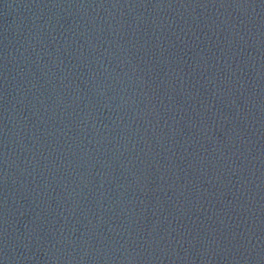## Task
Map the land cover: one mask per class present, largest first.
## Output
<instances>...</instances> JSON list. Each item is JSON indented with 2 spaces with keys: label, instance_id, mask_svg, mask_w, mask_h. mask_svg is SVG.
<instances>
[{
  "label": "water",
  "instance_id": "obj_1",
  "mask_svg": "<svg viewBox=\"0 0 264 264\" xmlns=\"http://www.w3.org/2000/svg\"><path fill=\"white\" fill-rule=\"evenodd\" d=\"M0 264H264V0H0Z\"/></svg>",
  "mask_w": 264,
  "mask_h": 264
}]
</instances>
